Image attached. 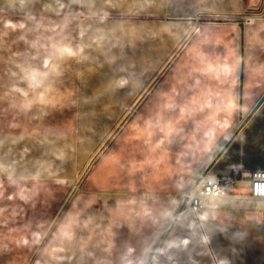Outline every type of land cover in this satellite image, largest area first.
Segmentation results:
<instances>
[{
    "label": "rangeland",
    "instance_id": "1",
    "mask_svg": "<svg viewBox=\"0 0 264 264\" xmlns=\"http://www.w3.org/2000/svg\"><path fill=\"white\" fill-rule=\"evenodd\" d=\"M10 1L14 5L51 3ZM176 1L183 4L189 0H166L163 9L145 11L133 10L140 7L138 0L125 1L118 10L97 12L84 11V0H79L76 10L63 12L0 7V74L11 77L13 87L21 80L34 88L53 86L63 73L74 77L77 89L85 86L83 69L87 46L82 34L83 25L92 20L117 23L113 38L107 33L101 41L112 43L113 40L117 45L115 53H125L122 74L131 81L136 73L125 70L133 69L131 60L127 62V53L131 59L134 48L132 25L134 22L157 25H150V34L156 37L155 45L134 48L140 54L139 76L143 77L144 70L149 68V77H156L152 81L145 79L132 97H117L123 99V103L128 98L119 110L97 104L92 105V110L115 111L86 113L79 110L81 105L77 104L76 110L68 113L38 111L23 116L11 113L15 119L31 120H40L45 115L56 120L60 116L58 120L74 124L77 150L82 138L86 146L90 141L91 154L85 164L77 168L72 182H15L0 177V264H139L151 236L148 239V231L141 230L131 238L123 219H145L146 228L151 222L148 219H172L203 161L217 151L238 124V112L228 111L229 105L222 102L227 97H221L220 105L215 104V95H206L202 85L192 79L202 69L215 70V63H199L190 70L186 65L181 67L179 61L198 36L193 35L195 32L219 18H229L222 15L231 14V11L215 10L240 0H198L197 7H210L212 12L207 13H214L198 15H190L188 10L174 11L172 4ZM211 2L213 4H209ZM187 16H195L197 20L184 19ZM164 28L175 37L164 57V62L168 61L165 65ZM184 35L188 38L180 47ZM8 65L15 73L3 74L2 68ZM29 68L33 71L27 72ZM102 99L106 97H93V100ZM215 107L220 110L215 111ZM7 118V113L0 112V125ZM181 135L185 136V144L179 150ZM132 139L139 140L141 150L148 149L150 155L147 156L154 165L149 170L140 166L135 174L123 168L125 186L133 181L141 196L116 204L110 197V190L116 187V162L121 156L130 163ZM171 178L181 180L182 189L178 194L182 196L169 216L167 199L159 194L165 193L164 188ZM234 192L251 193L252 181L243 180ZM230 199L205 198L206 207L199 211L200 218L215 219V235L236 251L240 259L237 264H264V257L250 245L252 242L264 248V201L249 198L252 200L249 205H231ZM180 219L196 218L195 214L189 217L182 214Z\"/></svg>",
    "mask_w": 264,
    "mask_h": 264
},
{
    "label": "crops",
    "instance_id": "2",
    "mask_svg": "<svg viewBox=\"0 0 264 264\" xmlns=\"http://www.w3.org/2000/svg\"><path fill=\"white\" fill-rule=\"evenodd\" d=\"M45 1L51 3L38 1L14 5L10 0H0V7L60 12L76 10L79 7V0ZM125 1L129 0H84L83 10L86 12L118 10ZM131 1L134 3V0ZM145 2L138 0L137 4L140 7L133 10H161L166 0H147V7ZM197 6L198 0H189L183 4H178L176 1L172 4L176 12L188 10L190 15L214 14L207 13L212 12L210 7ZM220 11H231V14H219L229 18H219L215 23H210L199 30L200 32H195L193 35L198 34V36L184 51L179 63L181 67L186 65L190 70L199 63H215V70L202 69L200 74L192 79L202 85L206 95H215V104L220 105L221 97H227V100L222 102L229 105L228 111L238 112L240 122V113L246 115L251 112L264 97V0H240L215 10V12ZM241 19H244L242 27ZM150 25L152 24L142 25L140 22H134L132 25L134 48L141 46L144 49L155 45L156 37L150 34ZM117 26L114 20H92L83 25L82 40L84 46H87L84 55L86 66L83 69L85 86L79 89L75 86L74 77L68 73L60 74L57 78L58 82L53 86L47 84L38 88L31 87V84L29 86V83L23 80L14 83L15 87H13L11 77H2L0 74V112L8 114L3 126L0 125L1 128L3 127L2 130L0 129V177L15 182L39 181L57 184L72 182L76 177L77 168L82 163L85 164L86 157L90 158L91 154L90 141L86 146L82 138L77 150L74 124H70L67 120H58L60 116L56 120L48 115L40 120H31L22 117L15 119L14 114L11 113H22L21 116L38 111L68 113L75 111L77 104L81 105L79 110L86 113L115 111L92 110V105H110L119 110V107L128 102V98L137 93L145 79L151 78L152 81L156 77L154 75L149 77V68L144 70L143 77L139 76L140 54L134 48L131 50V59L127 53V62L131 60L133 69L125 71L136 73V76L131 81L123 76L125 53L120 55L115 53L117 45L113 40L112 43L101 41L107 33L113 38ZM164 31L163 64L165 65L168 61L164 62V57L175 37L166 28ZM182 40L181 44L179 43L180 47L185 44ZM1 71L3 74L15 73L9 65L4 66ZM32 71V68L27 69V72ZM151 71L153 74L154 68ZM123 95L128 97L126 103H123V99L117 98ZM94 96H105L106 99L93 100ZM219 110V107H215V111ZM86 125L84 122V126ZM184 140L185 136L181 135L179 150L183 149ZM139 143V140L132 139L130 163L125 161V157H119L117 154L119 160L116 162V187L114 191L110 190V197L116 204L123 202L124 199L134 201L141 196L140 189L135 188L133 181L125 186L123 176L126 171L123 168L126 167L135 174L141 167L149 170L154 165L147 156L150 155L148 149L141 150ZM214 154L215 152L203 161L200 170L204 169ZM237 169L264 170V99L214 164L211 172L225 177L226 174ZM242 181L240 180L232 191L240 187ZM180 183L181 180L169 179L168 186L164 188L167 193L159 194L167 199L169 216L182 196L178 194L182 189ZM119 212L121 211H117L115 215L118 216ZM183 214H187L188 217L195 214L196 219H177L170 232L168 231L174 219H148L151 222L147 228L143 222L145 219H123L131 238L136 237L141 230L148 231V239L151 236L147 252L139 264L150 263L166 234L167 238L153 264H215V256L219 264H237L240 261L238 254H235L236 251L222 243L215 235V219H201L199 212L193 211L190 205ZM116 221L118 223V219ZM152 225L154 228H151ZM250 245L264 257V248L261 245L252 242Z\"/></svg>",
    "mask_w": 264,
    "mask_h": 264
},
{
    "label": "built area",
    "instance_id": "3",
    "mask_svg": "<svg viewBox=\"0 0 264 264\" xmlns=\"http://www.w3.org/2000/svg\"><path fill=\"white\" fill-rule=\"evenodd\" d=\"M240 180L252 181L251 193H232V189ZM194 192L195 193L190 196L192 201V205L190 204V206L195 212H199L204 207L202 201L207 197L242 195L264 201V170L237 169L229 172L225 177L210 172L203 177Z\"/></svg>",
    "mask_w": 264,
    "mask_h": 264
},
{
    "label": "water",
    "instance_id": "4",
    "mask_svg": "<svg viewBox=\"0 0 264 264\" xmlns=\"http://www.w3.org/2000/svg\"><path fill=\"white\" fill-rule=\"evenodd\" d=\"M184 19H189V20H192L193 22H195L197 20V18L195 16H187ZM240 22H241V27H242L243 24H244V19H241ZM263 99H264V97H262V99H260V101L255 105V107L253 108V110L251 112L247 113L246 115L244 113H242V112L240 113V122H239L238 126L229 134V136L225 139V141L222 143V145L217 149V151L215 152V154L212 156V158L210 159L209 163L204 167V169L201 171V173L199 174V176L196 177V179L194 180V182L189 187L187 193L185 194V198L183 199V201H181V204L179 205L178 209L176 210L175 214L173 215V218L172 219H174V221L172 222V224H171L170 229H169L168 232H170V230L174 226L176 220L177 219H180L181 215L188 208V206L190 204L192 205V201L190 199V196L193 194V192L196 189V187L198 186V184L201 182V180L203 179L204 176H206L207 174H209L211 172L214 164L217 162V160L220 158V156L223 154V152L227 149V147L229 146V144L234 140V138L244 128V126L247 124L248 120L251 118V116L258 109V107L260 105V102ZM166 235L163 238L162 242L160 243V245L158 247V250L156 251V253L152 257V260L150 261L149 264H153V261L157 257L159 251L161 250V248H162V246H163V244H164V242H165V240L167 238ZM215 264H219L216 256H215Z\"/></svg>",
    "mask_w": 264,
    "mask_h": 264
},
{
    "label": "bare ground",
    "instance_id": "5",
    "mask_svg": "<svg viewBox=\"0 0 264 264\" xmlns=\"http://www.w3.org/2000/svg\"><path fill=\"white\" fill-rule=\"evenodd\" d=\"M196 25V24H195ZM188 38V37H187ZM187 38H184V40L182 41L183 43L186 41V39ZM118 127V126H117ZM201 171L202 170H199L198 172H197V174L195 175V177H198L199 176V174L201 173ZM194 176V175H193ZM195 192H193V194H194ZM192 194V195H193ZM217 199H221V198H225V200L227 199V198H231L228 202L231 204V205H246V204H251V201L249 200V198H253V197H250V196H242V195H236V196H227V197H223V196H217L216 197ZM255 199V198H254ZM222 202H226L227 204H228V202L227 201H222ZM202 204H203V206H205V201H204V199H203V201H202Z\"/></svg>",
    "mask_w": 264,
    "mask_h": 264
}]
</instances>
